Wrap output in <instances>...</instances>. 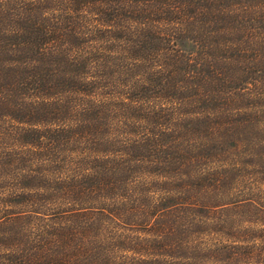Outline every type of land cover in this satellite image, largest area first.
Instances as JSON below:
<instances>
[{"label":"trees","instance_id":"obj_1","mask_svg":"<svg viewBox=\"0 0 264 264\" xmlns=\"http://www.w3.org/2000/svg\"><path fill=\"white\" fill-rule=\"evenodd\" d=\"M0 264H264V0H0Z\"/></svg>","mask_w":264,"mask_h":264}]
</instances>
